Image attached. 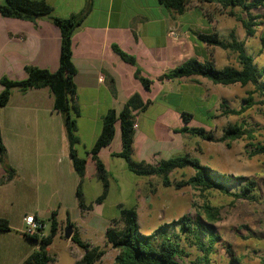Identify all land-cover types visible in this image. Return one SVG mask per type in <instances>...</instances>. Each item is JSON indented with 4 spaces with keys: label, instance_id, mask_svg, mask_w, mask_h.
<instances>
[{
    "label": "crops",
    "instance_id": "obj_1",
    "mask_svg": "<svg viewBox=\"0 0 264 264\" xmlns=\"http://www.w3.org/2000/svg\"><path fill=\"white\" fill-rule=\"evenodd\" d=\"M35 1H45L54 9L55 16L69 18L80 13L89 0ZM92 3V12L72 38V61L77 72L75 105L79 110L77 128L80 144L76 150L79 157L87 159L82 187L87 205L94 204L103 192V184L96 177V164L87 153L97 142L103 129L104 117L110 111L120 113L128 100L139 94L144 102H150L145 112L158 102L180 115L183 112L191 114L190 106L176 105L177 101L183 100L199 102L204 116L216 120L212 118L216 116L215 112L221 102L228 101L226 97L222 100L217 94L218 90L213 91L211 81L203 77L160 80L161 76L189 59L203 57L214 61L213 54L217 48L206 47L198 37L197 40L195 37L188 40L187 33L174 23V14H171L174 12H165L166 9L158 0H92ZM4 4L5 0H0V5ZM203 6L206 4L194 0L185 13L198 8L206 9ZM219 19V16L201 11L192 25L194 35L217 33L221 37L215 29ZM156 36V46L150 47V39ZM114 45L134 56L138 66L151 77H157V82L152 83L148 92L152 95L157 85L160 93L155 99L139 90L135 76L137 68L126 63L114 51ZM60 56L61 32L50 19L44 17L31 22L5 18L0 13V81L2 78L11 81L26 79L27 66L56 72ZM3 89L0 83V94ZM212 101L214 105L211 108H214L215 112L207 109ZM174 111H167L164 118L172 116ZM184 126L162 128L158 139L161 140L168 134V141L165 143L161 140L164 146L161 145L159 150H152V154L148 156L143 155L144 145H141L137 136L141 127L136 129L134 160L151 163L161 151H181L187 154L190 146L193 148L194 137L175 132ZM206 129L215 131L217 128ZM0 134L7 150V162L17 172L14 180L2 184L6 171L0 165V219L7 220L11 228L8 232L0 231V264H23L38 249L24 236V219L33 215L46 222L44 214L57 212L56 209L66 211V219L62 223L58 221L63 228L67 227L66 224L70 220L83 241L98 246V235H105L113 220L108 214L110 197L114 190H117L118 194L122 192L111 168H127L126 162L115 156L122 151L120 123L116 124V133L111 145L102 149L99 154L110 175L109 195L102 204H94L92 211H82L78 205L76 193L79 177L70 156L64 119L54 110V96L49 88L31 89L26 92L18 88L13 89L10 102L0 110ZM137 195L139 196V193ZM72 207H77L75 218L71 215L72 210H69ZM111 207L119 211L122 207L126 208L120 201L113 203ZM106 213L104 221L102 219ZM48 229L49 224L46 222L45 236L49 234ZM68 241L71 243V250H76L77 245L71 240Z\"/></svg>",
    "mask_w": 264,
    "mask_h": 264
},
{
    "label": "trees",
    "instance_id": "obj_2",
    "mask_svg": "<svg viewBox=\"0 0 264 264\" xmlns=\"http://www.w3.org/2000/svg\"><path fill=\"white\" fill-rule=\"evenodd\" d=\"M194 0H158V3L168 11L183 14ZM203 4L216 5L228 11L231 17H235L244 27L247 37L253 38L257 29L264 25L262 16L253 14V11L264 9V0H197ZM93 10L92 0H89L86 7L78 14L69 18H59L55 16L54 9L45 1L35 0H5L4 5H0V13L5 18H13L24 21L36 22L40 18L50 19L61 32V56L59 68L56 72L27 66L25 68L27 78L21 81H11L2 78L0 83L4 87L0 94V110L8 105L11 99L12 90L15 88L26 92L31 89L49 88L54 96V110L60 113L64 119L66 136L70 146V156L74 168L79 177L77 188V201L82 211H92L93 204L87 205L82 190L86 170L87 159L78 156L76 147L80 144L78 137L77 118L79 110L75 105L76 96V68L73 64L72 38L78 28H80ZM239 10L241 15L235 13ZM198 40L208 48H222L225 51L237 56L238 67L227 66L222 70L216 68L213 60L201 62L192 58L183 62L180 66L170 70L160 77V80H180L184 78L203 77L216 85H237L245 88L252 86L248 98L243 102L247 105L240 110L231 108L227 100L220 104V114L212 119L225 116H242L248 109L255 106V96L261 99L264 105V67H260L256 59L247 51V44L238 40L236 34L231 32L229 39H221L217 33L197 34ZM262 48L264 49V32L260 37ZM114 51L128 64L138 67V61L122 51L117 45L113 46ZM262 49V50H263ZM145 87L150 90L152 81L143 77L137 68L135 73ZM150 102H144L139 94L133 95L126 103L124 109L117 113L110 111L103 122L102 132L94 147L87 153L91 155L96 164V177L103 184L102 195L95 201L102 204L109 195L110 175L106 171L105 165L99 158L102 149L111 145L116 133V124L121 126L122 151L116 157L126 161L131 173L139 177L161 178L164 187H174L182 190L187 187L197 189L201 192L218 191L233 201L244 200L251 203L259 201L258 184L254 180H245L242 177H234L222 174L219 171L202 165L200 160L191 155L178 156L168 160H162L156 164L145 161L137 162L133 158L134 136L136 115L145 112ZM182 118L184 127L176 130V133L190 134L199 137L203 141L212 143H225L227 147L237 140H255L252 131L245 128V124H229L222 131V136L218 138L214 130L206 128L189 127L193 116L183 112ZM254 151L251 156L264 155V146L257 143L252 144ZM0 165L6 171L2 184L15 179L17 172L7 162V150L2 143L0 134ZM191 168L195 174L188 179L173 181L171 174L178 170ZM245 181V182H244ZM236 188V192L231 189ZM56 212L50 219L51 229L47 236H29L24 233L32 246L38 247L23 264H51L53 259L48 253V247L52 245L54 239L61 233V238H65V228L56 219ZM221 221V213L218 208L206 205L203 212L196 217L184 216L179 221L171 225H165L153 234H145L140 230L139 213L136 208H121L120 219L113 220L108 227L105 238L106 243L118 252L114 264H186V259L190 257L187 248H196L200 252L197 262L192 264H211L212 256L217 252V246L223 242V238L217 231L215 224ZM45 225L46 222L42 221ZM73 226L68 220L66 226ZM74 228L70 239L84 251L83 257L75 264H96L106 255V251L99 246H93L82 240L77 230ZM0 231H11L7 220L0 219ZM264 261V259H263ZM232 263H239L235 257Z\"/></svg>",
    "mask_w": 264,
    "mask_h": 264
},
{
    "label": "rangeland",
    "instance_id": "obj_3",
    "mask_svg": "<svg viewBox=\"0 0 264 264\" xmlns=\"http://www.w3.org/2000/svg\"><path fill=\"white\" fill-rule=\"evenodd\" d=\"M203 7H206V9L201 10V8H198L188 11L184 15L171 13L174 14V23L187 33L188 40L190 38L193 40L194 37L197 40L192 25L195 23L197 16L201 14V11L206 14L219 16L220 19L217 20L218 23L215 28L219 32H215L220 34L221 39L228 40L230 33L234 32L238 40L244 41L247 44L248 53L256 59L258 65L264 67V49L260 41V37L264 32V25L256 28L255 37L249 38L245 33L242 23L235 17H231L228 11L216 5L209 6V4H206ZM192 12L194 13L192 14ZM235 13L241 15L239 10H235ZM253 14L263 17L262 19H257L256 22L260 20L264 21V9L255 10ZM156 42H158L157 36L151 38L149 42L150 47H155ZM213 56L216 68L219 70L229 65L238 66L237 56L222 48H217ZM197 59L201 62L210 60V58L206 59L203 57ZM136 68L140 70L143 77L150 79L153 83L157 82V77H151L140 66ZM137 84L139 90L144 95L148 94L152 99H155L160 93L157 85L152 91V95H149L148 92L150 90L146 91L144 85L139 80ZM210 84L213 86V91L216 92L215 90H218V96L222 100L226 97L231 108L235 110H240L247 105L243 100L248 98L247 93L253 89L252 86L243 88L239 84L230 86L214 85L211 82ZM176 105L180 107H184V105L190 106L191 109L189 111L194 117L191 125L189 124L190 127L217 128L215 134L218 138L222 136L223 129L229 124L242 123L245 124V128L252 131L255 140H237L232 142L230 147H227L225 143L207 142L193 136V148L191 149L190 146L187 154L199 159L202 165L209 166L222 174L256 181L258 184L259 201L257 203L244 200L234 202L233 198L218 191L201 192L191 187L182 190H176L174 187L166 188L161 178H147L134 175L129 171L126 163L127 168L124 170H121L117 166L111 168V171L114 172L119 181L122 192L118 194V191L114 190L112 193L108 214L113 220H119L120 211L112 208L111 205L115 202H123L126 208H136L138 210L140 230L145 234H153L161 227L171 225L184 216L196 217L197 214L203 212L204 206L209 205L220 210L221 221L216 223L215 227L223 238V242L217 246V252L212 256L211 264H264V155L251 156L254 151L252 144L256 145L259 143L264 146V105L261 104V99L255 96V106L248 109L242 116H225L219 117L216 120L207 119L204 116V110L199 107V102L182 100L177 101ZM213 105L214 101H212L210 107L207 109H212L211 111L215 112V109L211 108ZM167 111L172 112L174 110L156 102V104L150 107L148 112H142L136 117L137 130L141 127L137 136H139L141 145H144L145 150L143 155L148 156L152 154V150H159L164 146V142L168 141V134L167 137L161 139L164 142L158 139V134L161 135L159 131L163 130L162 128L184 126L182 115L176 113V111L173 112L172 116L168 115L167 118H164ZM215 114H220L219 107ZM174 138L178 139L179 136H174ZM114 146H116V143ZM183 153L181 151H169V153L161 151L160 155L151 163L187 155ZM134 155L135 152L133 158ZM194 174L195 171L191 168L178 170L171 174V179L173 181H180L184 178L188 179ZM231 191L236 192V188H232ZM137 193H139V196ZM69 210H72L71 215L75 218L77 207L69 208ZM56 211V219L62 223L67 217L66 211L63 209H56ZM53 213L49 215L44 214L46 222L49 224L48 232L51 229L50 219ZM106 217L107 213L102 220L105 221ZM60 236L61 233L54 239L52 245L48 247V253L53 259L51 264H75L83 257V249L76 246V250L72 251L70 248L71 243ZM96 243L106 251V255L96 264H114L118 252L106 243L105 235H98ZM187 252L190 254V257L186 259V264L197 262L201 256L196 248L188 247ZM234 257L239 260V263H232V258Z\"/></svg>",
    "mask_w": 264,
    "mask_h": 264
},
{
    "label": "built area",
    "instance_id": "obj_4",
    "mask_svg": "<svg viewBox=\"0 0 264 264\" xmlns=\"http://www.w3.org/2000/svg\"><path fill=\"white\" fill-rule=\"evenodd\" d=\"M134 129H137V124H135ZM25 234H28L29 236H45L44 235V230H45V225L42 223L41 220L37 219L35 216H27L25 219Z\"/></svg>",
    "mask_w": 264,
    "mask_h": 264
},
{
    "label": "water",
    "instance_id": "obj_5",
    "mask_svg": "<svg viewBox=\"0 0 264 264\" xmlns=\"http://www.w3.org/2000/svg\"><path fill=\"white\" fill-rule=\"evenodd\" d=\"M73 232H74L73 226L71 225L67 226L65 229V238L67 240H70L72 238Z\"/></svg>",
    "mask_w": 264,
    "mask_h": 264
}]
</instances>
